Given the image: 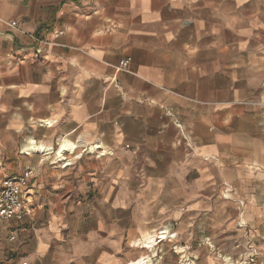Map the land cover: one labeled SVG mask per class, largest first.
<instances>
[{
  "label": "crops",
  "instance_id": "0c3cea01",
  "mask_svg": "<svg viewBox=\"0 0 264 264\" xmlns=\"http://www.w3.org/2000/svg\"><path fill=\"white\" fill-rule=\"evenodd\" d=\"M27 170L0 264L165 239L180 264H264V0H0V180Z\"/></svg>",
  "mask_w": 264,
  "mask_h": 264
},
{
  "label": "built area",
  "instance_id": "2783aa9c",
  "mask_svg": "<svg viewBox=\"0 0 264 264\" xmlns=\"http://www.w3.org/2000/svg\"><path fill=\"white\" fill-rule=\"evenodd\" d=\"M11 26H16V22L10 23ZM129 58L123 59L119 62L117 70H128ZM94 146V150L97 149ZM83 152L75 154L71 158L59 156L57 161L61 166H70L74 161L82 156ZM74 159V160H73ZM53 163V160H50ZM55 163V162H54ZM31 170H27L21 176H5L0 180V219H15L22 220L27 214L30 213L26 203L29 193V178ZM253 256L250 257L252 259Z\"/></svg>",
  "mask_w": 264,
  "mask_h": 264
},
{
  "label": "rangeland",
  "instance_id": "374dc122",
  "mask_svg": "<svg viewBox=\"0 0 264 264\" xmlns=\"http://www.w3.org/2000/svg\"><path fill=\"white\" fill-rule=\"evenodd\" d=\"M75 154H78V153H75ZM75 154H73V155H75ZM259 208L261 209V213L254 216V222L257 224L256 231H255V233L253 232L252 234L249 232L248 235H250V236L253 235L256 238L264 241V188H263L262 199L259 203ZM165 240L166 241H163V246L160 249L157 248L158 246L154 245V247H153L154 251L153 252L148 251L146 249H142L143 252L141 254H139V256L140 257H149V255H150V258H151L153 264H180V263L176 262L175 255L171 251L173 248V245H171L170 241H168L170 239H165ZM171 240H173V239H171ZM139 256H137V258ZM210 264H226V261H224V259L222 257H218L217 261H215L214 263H210ZM235 264H247V263H235Z\"/></svg>",
  "mask_w": 264,
  "mask_h": 264
},
{
  "label": "bare ground",
  "instance_id": "6f19581e",
  "mask_svg": "<svg viewBox=\"0 0 264 264\" xmlns=\"http://www.w3.org/2000/svg\"><path fill=\"white\" fill-rule=\"evenodd\" d=\"M74 148H75V145L70 140L65 139L61 143V146H60V148L58 150V154L61 155L63 150H65V149H69L72 152V151H74L73 150ZM44 150L47 151V149H44ZM149 237H150V235H149ZM154 239H153V237L147 238L146 240L143 241L142 244H144V246L146 248H149V247L151 248L152 244L154 243ZM152 263L153 262L149 261V259H145V258L142 257V258L136 260L135 262H133L132 264H152ZM226 264H232V263L229 260H226Z\"/></svg>",
  "mask_w": 264,
  "mask_h": 264
}]
</instances>
